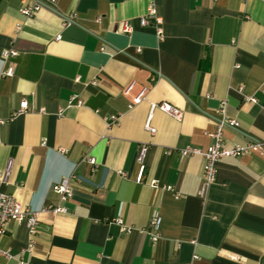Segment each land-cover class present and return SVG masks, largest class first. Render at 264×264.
Here are the masks:
<instances>
[{
	"label": "crops",
	"instance_id": "0c3cea01",
	"mask_svg": "<svg viewBox=\"0 0 264 264\" xmlns=\"http://www.w3.org/2000/svg\"><path fill=\"white\" fill-rule=\"evenodd\" d=\"M23 1L0 0V193L67 212H40L31 238L10 222L0 264H264V155L219 161L201 197L203 159L179 154L207 149L221 108L239 123L223 130L228 145L264 144V0H38L29 19ZM152 2L160 36L140 25ZM5 50L17 54L4 60ZM73 96L82 105L59 118ZM23 99L27 111L15 114ZM149 102L182 119L156 110L150 136ZM72 175L61 203L51 186Z\"/></svg>",
	"mask_w": 264,
	"mask_h": 264
},
{
	"label": "built area",
	"instance_id": "2783aa9c",
	"mask_svg": "<svg viewBox=\"0 0 264 264\" xmlns=\"http://www.w3.org/2000/svg\"><path fill=\"white\" fill-rule=\"evenodd\" d=\"M54 1H50L53 4ZM44 5L38 0H24L22 5L19 7V13L26 18H31L36 15ZM73 16L62 17V25L67 26L72 23ZM140 25L143 27L152 26L156 29L155 32L160 36L159 25L160 19L156 15V10L154 3L152 2L146 10V13L143 17L140 18ZM17 52L13 50H5L2 53L4 60L15 57ZM14 75V68L12 65H9L3 72L2 76L12 77ZM143 100L142 94L133 99V104H139ZM254 102V99L250 100ZM67 105L64 108H60L57 116L60 118L63 114L64 109L69 107H80L82 105L81 101L77 97H71ZM27 102L23 99L19 103V107L15 114L24 113L27 111ZM156 110L161 111L163 114L170 115L177 121L182 119V112L176 108L171 107L166 103H148V113L145 118L143 129L150 136L155 134V128L152 126L153 114ZM217 112V124L215 130L211 133H208V137L211 139V144L207 147L205 151H201L195 148H185L179 151V154L182 158H189L199 156L203 159V168H202V186L200 188L199 196H203L207 187L212 185L216 179L217 173V163L224 158H238L246 154H256L264 155V144L258 142H248L244 145H228L223 139V130L226 128L238 131L239 123L233 119H226L223 116V109L216 111ZM118 118L110 117L106 119V127H109L113 124H116ZM2 124V122H0ZM148 152V146L146 144L138 145L136 156V163L138 165V174L136 178V183L139 184L142 182V177L145 168V159ZM84 161L90 165H95V160L92 157H85ZM8 172L6 171L2 177L1 181H4L7 177ZM75 176L72 175L70 178H64L58 183H55L51 186V191L59 196L61 203L66 202L71 198L72 191L69 185V181ZM153 187H156V183H151ZM48 211L51 214L66 213V209L61 206L54 207H45L40 211H34L23 207L18 201H16L12 196L0 193V238L5 234L6 227L10 222L21 223L25 226L29 238L33 237L37 232L38 225V215L40 212ZM161 220L159 218H154L149 223L150 231L149 236L152 242H155L159 238V226ZM116 224L122 226L121 221L117 220ZM123 231L128 232L126 227H122ZM33 247V241L30 239L27 247L22 251L23 253H30ZM0 255L10 259V255L7 252H4L0 249ZM18 264H28L22 258L19 259Z\"/></svg>",
	"mask_w": 264,
	"mask_h": 264
}]
</instances>
